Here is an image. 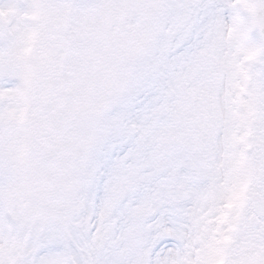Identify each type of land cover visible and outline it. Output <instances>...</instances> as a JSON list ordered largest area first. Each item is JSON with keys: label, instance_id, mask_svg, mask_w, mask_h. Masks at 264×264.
<instances>
[{"label": "snow or ice", "instance_id": "1", "mask_svg": "<svg viewBox=\"0 0 264 264\" xmlns=\"http://www.w3.org/2000/svg\"><path fill=\"white\" fill-rule=\"evenodd\" d=\"M105 11L134 29L133 76L70 204H25L5 166L0 264H264V0L0 3V100L12 117L32 75L18 63L62 52L49 26Z\"/></svg>", "mask_w": 264, "mask_h": 264}, {"label": "rangeland", "instance_id": "2", "mask_svg": "<svg viewBox=\"0 0 264 264\" xmlns=\"http://www.w3.org/2000/svg\"><path fill=\"white\" fill-rule=\"evenodd\" d=\"M135 19L142 22V15ZM133 31L124 15L62 14L46 34L48 43H63L60 56L47 57L43 66L31 57L18 63L32 73L18 81L19 96L11 101L19 105L20 118L12 117L0 100V111L9 113L0 119V178L7 166L18 187L14 197H22L27 205L42 197L64 204L75 198L102 120L133 76L137 63Z\"/></svg>", "mask_w": 264, "mask_h": 264}, {"label": "flooded vegetation", "instance_id": "3", "mask_svg": "<svg viewBox=\"0 0 264 264\" xmlns=\"http://www.w3.org/2000/svg\"><path fill=\"white\" fill-rule=\"evenodd\" d=\"M5 1H7V0H0V3H3ZM12 59H13V62L15 63V58L13 57Z\"/></svg>", "mask_w": 264, "mask_h": 264}]
</instances>
